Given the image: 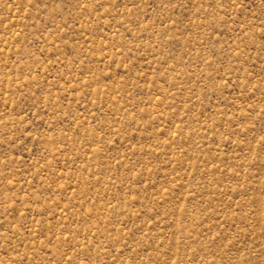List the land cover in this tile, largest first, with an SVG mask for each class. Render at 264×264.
Masks as SVG:
<instances>
[{"label": "rangeland", "instance_id": "1", "mask_svg": "<svg viewBox=\"0 0 264 264\" xmlns=\"http://www.w3.org/2000/svg\"><path fill=\"white\" fill-rule=\"evenodd\" d=\"M0 264H264V0H0Z\"/></svg>", "mask_w": 264, "mask_h": 264}]
</instances>
